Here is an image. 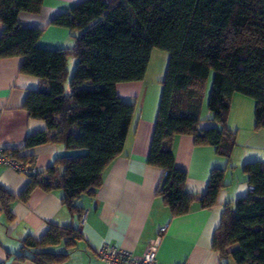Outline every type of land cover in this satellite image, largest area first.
Instances as JSON below:
<instances>
[{"label": "trees", "instance_id": "1", "mask_svg": "<svg viewBox=\"0 0 264 264\" xmlns=\"http://www.w3.org/2000/svg\"><path fill=\"white\" fill-rule=\"evenodd\" d=\"M42 2L0 0V58L20 56L19 71L39 79L23 107L45 124L19 149L4 150L30 165L34 154H19L20 149L54 143L67 153L44 171L27 172L19 197L25 200L36 187L60 188L62 202L80 216L83 208L75 200L94 195L103 171L122 152L135 111V102L119 97L115 86L141 80L158 49L167 53V63L147 156V163L162 170L155 195L172 216L188 212L194 199L212 206L222 170L213 169L205 191L192 195L185 189L186 172L174 166L173 141L190 134L195 143L229 156L234 137L225 123L234 93L254 100L255 126L264 128V0H80L50 19L72 38L71 46L54 49L37 45L42 29L18 20L20 11L38 12ZM69 56L75 62L68 77ZM211 72L206 105L213 125L200 128ZM242 171L250 191L224 205L211 246L234 264H264V160L246 161ZM13 197L0 190V206ZM77 237L76 228L50 225L40 239L24 241V247L35 249L32 254L18 257L55 264L66 253L42 248Z\"/></svg>", "mask_w": 264, "mask_h": 264}, {"label": "crops", "instance_id": "2", "mask_svg": "<svg viewBox=\"0 0 264 264\" xmlns=\"http://www.w3.org/2000/svg\"><path fill=\"white\" fill-rule=\"evenodd\" d=\"M78 1L43 0L38 12L20 11L18 20L22 25L42 29L38 46L66 48L72 44L69 31L49 21ZM74 62L69 56L68 77ZM20 63V56L0 58V148L19 149L28 134L45 128L43 120L30 117L23 107L28 91L39 86V79L21 73ZM166 63L167 53L154 49L141 80L116 84L117 95L134 101L135 111L122 152L103 171L102 182L94 195H83L75 200V204L83 208L80 216L62 202L60 188L46 191L36 187L25 200L21 199L19 194L28 180L27 174L0 165V190L14 196L6 207L0 206V262L36 264L18 257L30 256L35 250L24 247V241L40 239L50 225H55L76 228L79 235L73 241L68 240L69 244L60 239L42 248L66 253V257L55 264H106L95 256L102 244L140 255L157 237L156 264H234L230 257L221 258L212 248V235L219 225L224 205L250 191L242 165L249 160H264V128L255 126L254 100L234 93L225 123L234 137L229 156L220 154L213 145L195 143L190 134L177 135L173 141L174 166L186 172L185 189L194 196L201 195L213 169L222 170V185L212 206L202 207L194 199L188 212L172 216L161 198L155 195L162 170L147 163ZM199 115L200 128L213 125L208 120L211 113L204 99ZM65 153L62 144L54 143L19 152L34 154L35 171H44L56 156ZM162 226L166 229L160 232Z\"/></svg>", "mask_w": 264, "mask_h": 264}, {"label": "built area", "instance_id": "3", "mask_svg": "<svg viewBox=\"0 0 264 264\" xmlns=\"http://www.w3.org/2000/svg\"><path fill=\"white\" fill-rule=\"evenodd\" d=\"M0 165L9 166L17 171L27 173L35 171L31 164H22L16 161L11 154L6 152L4 148H0ZM81 220L83 216L81 215ZM166 226L160 227V232L164 231ZM149 242L140 255H134L130 251L110 244H102L96 251L95 256L106 264H156V247L157 241Z\"/></svg>", "mask_w": 264, "mask_h": 264}, {"label": "rangeland", "instance_id": "4", "mask_svg": "<svg viewBox=\"0 0 264 264\" xmlns=\"http://www.w3.org/2000/svg\"><path fill=\"white\" fill-rule=\"evenodd\" d=\"M158 51H162V50H158ZM166 55V54H165ZM72 61L74 62V58L72 57ZM211 78H212V72H211V75H210V78H209V81H208V85L206 87V92H205V97H204V102H206L207 98H208V93H209V90H210V82H211Z\"/></svg>", "mask_w": 264, "mask_h": 264}]
</instances>
